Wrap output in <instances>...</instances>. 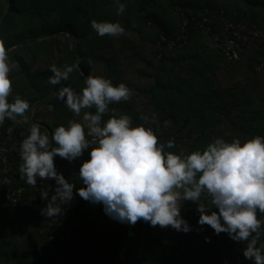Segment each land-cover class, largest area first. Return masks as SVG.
<instances>
[{"label":"clouds","instance_id":"9594fccd","mask_svg":"<svg viewBox=\"0 0 264 264\" xmlns=\"http://www.w3.org/2000/svg\"><path fill=\"white\" fill-rule=\"evenodd\" d=\"M113 2L117 15L122 14L126 3ZM90 27L100 37L125 32L119 22L93 19ZM73 67L51 65L48 82L57 85L68 80ZM9 73L7 52L0 41V124L5 119L15 121L30 109L19 95L9 100ZM84 84L79 92L69 86L60 88L57 98L76 115L82 109L94 108V112H84L83 122L69 120L51 131L42 132L41 125L33 123L19 144L21 179L32 186L38 179H54L57 185L51 198L41 193L47 201L41 215H59L62 208L56 202L66 205L74 198L75 185L57 172L54 158L71 163L88 151V159L78 171L83 187L76 189V195L102 205L111 219L128 225L142 220L151 227L188 233L192 229L181 210L184 202H191L199 213L198 225H208L215 234L225 233L236 242L247 241L243 257L252 264H264V243L258 246L264 221L257 217L258 212L264 213V136L243 141L216 137L203 149L170 152L166 149L175 146L172 140L160 143L151 127L144 123L134 126L128 114L111 109L112 114L103 120L109 105L127 101L132 95L125 83L113 85L110 79L88 74ZM202 196L215 210L201 202Z\"/></svg>","mask_w":264,"mask_h":264},{"label":"trees","instance_id":"16d2710c","mask_svg":"<svg viewBox=\"0 0 264 264\" xmlns=\"http://www.w3.org/2000/svg\"><path fill=\"white\" fill-rule=\"evenodd\" d=\"M85 2L86 0H7L8 9L6 12L2 8V3H0V40H2V36L4 35H6L5 38L10 37L9 29H11L14 25V20L18 15H23L26 18L37 16L38 18L42 19V23L38 26V28L33 30L35 32L34 37H24L25 40H20V37L17 38L18 41L27 42L25 49H27L26 51L28 52H22L18 49V47L16 48L17 51L15 52V55H20L19 53H22L26 56H29L30 60L27 58L29 62L26 63V68L28 66L27 64L34 65L35 62L39 61L42 57H44L45 60L51 57L52 59L59 58V54H57L56 56V53L63 48L64 52L62 57L64 58L61 57V63L63 66L62 68H64L65 66H74L73 71L69 74L68 80L61 81L60 84L54 85L53 87L42 86L39 89H35L38 87L33 86L34 90H30L32 95V98L29 99L30 104H33L34 102L42 103L47 98L51 97L50 101L46 105V108L49 107V104L54 105L53 113L55 115V119H52V121L55 126H58V123H61L65 117L70 115L75 116L76 114L67 109L64 103L57 98V95H53L54 92H57L64 86H69L74 91L79 92L85 86L84 78L81 77L80 71L76 67L77 62H79V64L77 65H79L81 71L85 73L86 76L88 75L87 70H85L84 66L81 65V62L79 60L76 61V59L74 58V56H76L77 58V56L79 57L80 54H85L83 47H79V42H81L80 44H82L85 40H88L89 34L92 31V28L90 27L91 20L88 16V10L86 9ZM122 2H125L127 7L129 6L132 9L133 14L130 17V22L131 20L134 21L133 23L135 25H142V23L145 22L147 26L146 29L150 34H152L154 38L153 45L155 48L156 57L158 58L156 44L159 40V36L147 23H157L163 28L167 37H173L170 32L165 27H163V22L160 19L161 17L159 18L155 13L154 8L155 6H158L157 0H128V3L127 0H122ZM110 3L112 8L116 7L113 0H111ZM231 4H233V8L231 7L230 10H226L227 15H231L232 11L237 12L239 9L247 6L246 8H249V10L253 13L250 15L245 14V16L250 21L257 23L258 26L262 30H264V0H233ZM242 4L244 5V7L242 6ZM180 6H184L180 3V0H168L166 5L167 9L171 12H174L175 9ZM260 6L263 7L260 10L263 11L261 13L258 12ZM254 11L257 12L255 13ZM215 19L219 22L218 17L215 16ZM133 23H131V25H133ZM179 23L180 30L178 35H180L181 33L182 23L180 18ZM136 29L138 30V28ZM199 31L200 30L193 27L190 28L189 38L193 33L194 36L198 35ZM63 34H65L64 36L67 35L68 37L64 38V40L56 38ZM50 35L51 38L46 39L45 41H36L37 39H39V37H47ZM70 40L74 41V43L78 42L79 48L74 50V55L67 45H63V43L70 44ZM168 54H165L160 59H165ZM259 55V49H256V53L250 58L248 67L252 71H255V66L258 64ZM21 58L22 60H25L24 58L26 57L22 55ZM86 60L90 62L92 61V58L90 56H87ZM29 74L30 72L27 71L26 75L29 76ZM199 84L200 85L197 86L191 84V89L189 88L187 91L186 87H184V85L182 84L183 94L181 92L178 98H175L176 96L168 95V98L164 100L163 103H160V106H163L162 109L157 106V103L154 105L156 107H154L153 109L154 112L161 115H157V117L160 118L159 123H162L164 122V120H167L169 118H172L174 120V124H176V126L175 130L171 132V135L176 138V141H174V143L178 140V134L182 136L185 135L183 131L185 130L186 126L183 125H187L192 118L198 119V126L200 127L199 134H202V136L200 135V139L196 142H192L189 145V149L184 150L185 153L191 152L196 149H203L205 145L214 138L213 133L217 126L215 125V123L216 121H220L222 116H225V121L228 122L232 127L238 129L243 134L245 133L247 135H250L249 138L255 135L264 136V107L256 109L250 107L244 108L252 103V93L255 90L254 85L252 86V84H250L244 86L241 84H237L235 87L237 88V91H235L234 89H228L226 91L223 90L222 92L215 90V88L213 87V91L211 94L209 92L210 88H206L208 90L201 89V91H199L201 87L206 86V82ZM172 101L175 103H172ZM123 103L126 106V103ZM46 108L40 109V111H45ZM87 111L94 112V108L82 109L80 113L82 117L84 112ZM71 116L70 118H72ZM108 118L109 116H107V114H104L103 120L106 121ZM6 120L10 123L14 122L12 120ZM182 127L183 130L181 131L180 129L179 133L175 134V132H178V129ZM42 130L43 129L41 128V131ZM28 134L29 130L23 138L19 139V143ZM171 149L175 151V153L181 152V150L177 148V145H175ZM18 157L20 158L19 155ZM87 159L88 156L84 158V160ZM78 171L79 170H75L73 173L78 175ZM78 183L80 185L82 184L80 178H78ZM0 205L2 208V214L4 215L6 213V215H4L3 217L4 220L7 221L9 225L21 228V233H19L22 237L21 248L23 252L27 254V257L23 256V252L20 251L23 255L19 256L20 258H17L14 253V249H12V247H9V245L7 246L2 243V264H8L11 259L15 260L17 264H91L92 262H97L99 264H128L125 258L126 252L124 251L127 247L128 241L127 236L123 233L125 228L122 223H117L121 226H118L119 229L118 227L113 226L109 222V220L111 219L109 216H106V218L95 216L96 214L104 213L103 206L100 204H91L90 202L84 200L79 208V212L85 218L87 223L92 224L96 231L106 236L108 240L106 243L92 251L86 250L83 243H77L75 244L77 250V254L75 255L59 252L55 250L53 246L49 245L44 234L41 232V225L39 223L40 215L32 213L30 211H19L14 209L3 199L1 190ZM89 206L90 208H88ZM188 218L191 217L189 216ZM9 227L8 229H10ZM120 228L122 229V231H120ZM155 242L156 246L151 247L157 248L158 240H156ZM240 242L244 245H247V241ZM5 247H7V249H5L6 251H4ZM176 251L179 252L180 250L177 249ZM154 252L155 251L153 249L148 250L142 264H165L164 262H168L169 264H179V259H181L182 261V258L180 257L182 255L181 253L177 255L173 261H162L159 258L157 260L155 259L154 261ZM119 257L121 259H119ZM90 261L92 262L90 263ZM141 261H138L137 264H140ZM186 263L190 264L188 261L184 264Z\"/></svg>","mask_w":264,"mask_h":264},{"label":"rangeland","instance_id":"374dc122","mask_svg":"<svg viewBox=\"0 0 264 264\" xmlns=\"http://www.w3.org/2000/svg\"><path fill=\"white\" fill-rule=\"evenodd\" d=\"M181 1L183 2V0ZM222 1L231 3L233 0L230 1L222 0ZM110 2L111 0H86L85 6L86 9L88 10V16L90 20L95 19L97 21L119 22L125 29L124 34L116 37H110L107 35L100 37L92 29L91 33L89 34L88 40H85L82 43L83 45L80 44L81 42H79V47L81 48L83 47V50L85 51L84 53L90 56L92 59L96 57L95 56L96 54L99 61L101 59H106V58L112 59V57L113 59H115L116 56L120 57V55L126 54V56L130 58V60L134 59L136 68L139 67L140 62L148 61L147 58L149 57L150 58L153 57V59L157 58L155 53V48L153 45L154 38L152 34H150L146 29L147 26L145 22L142 23V25H135L133 23L134 21L132 20L130 22V17L133 13H132V9L129 6L127 7V5L125 11L122 14L117 15L116 9H114L116 7L112 8ZM157 2H158V6H155L154 10L157 16L159 18L161 17L160 19L163 22V27H165L168 31H169L168 29L169 27L171 32L174 29L178 30L180 26L179 17H177L173 11L170 13L169 10L167 9L166 5L168 0H157ZM0 3H2V8L6 12L8 9L7 0H1ZM242 6L244 7L243 4ZM231 7L233 8V4H231ZM246 7L241 8L237 11V15L239 17H246L245 14L250 15L253 13L249 10V8L247 9ZM262 8L263 7L260 6L258 11L259 13L264 11V10L260 11ZM226 10H230V6L226 7ZM41 23H42V19L38 18L37 16H33L32 18H26L23 15L21 16L18 15L17 18L14 20V25L12 26L11 29H9L10 37L5 38L6 35H4L2 36V40H0L3 42V45L7 52L8 63L10 67L9 75L12 81V93L10 94L9 100L11 101L13 97L19 95L21 98L28 101L30 105V109L33 106L31 105L32 103L30 104V100H29L30 98H32L31 91L34 90L33 86L38 87L35 89H39L42 86H47V85L48 87H53L54 85L48 82L49 77L52 75L50 71V66L59 65L57 67L63 69L61 62H62V58H64L62 57L64 48L56 53V56L57 54H59L60 56L59 58L52 59L51 57L45 60V58L42 57L39 61H36L34 65L27 64L28 65L27 68L25 67V65L30 60L29 56H26L25 54L22 53H19L20 55L17 54L15 55V52L17 51L16 50L17 47L22 52L27 50L25 49L27 42L18 41L17 38L20 37V40L21 39L25 40L24 37L26 38L34 37L35 32L33 30L38 28V26ZM131 23H133V25H131ZM152 24H157V23L152 22ZM136 28H138V30ZM133 29L136 31H134ZM64 35L65 34L58 36L56 38L64 40V38L68 37L67 35L66 36ZM198 35H202L203 37L207 38L208 41H210L209 37L206 36L204 33L199 31ZM49 38H51V35L47 37L45 36L39 37V39H37L36 41L38 42L45 41L46 39ZM69 43L70 44L63 43V45H67L69 49L72 51V54L74 55L75 52L74 50L79 48L78 42L74 43V41L70 40ZM210 44L212 47H214L212 42H210ZM214 49L216 48L214 47ZM22 55L26 57L24 58L25 60H22L21 58ZM77 60L78 59H76V61ZM120 61L122 63L125 62L124 64H126L127 62L125 61V59L123 60L121 59ZM77 64H79V62H77ZM124 69H125V65H124ZM27 71L30 72L29 76L26 75ZM177 78L179 77L178 76L175 77V79ZM200 81H195V82L199 84ZM155 85L157 86V81L155 82ZM156 89H157L156 87H153L152 95H154V98L157 96L156 95L157 92L156 91L154 92V90ZM199 91H201V89ZM155 100L157 103L158 99ZM125 103H131L128 106L129 108H125V109L118 108V109H120L121 111L124 110L126 112H129L132 121L134 120L133 121L134 126L137 124L144 123L145 127H151L155 132V134L157 135L158 141L160 143H166L169 140H172L173 142L176 141L175 140L176 138H174L171 135L172 134L171 132L175 130V126H176L172 118H169L167 120H164V122L159 123L160 118L157 117V113L152 110V106L150 104L148 105L147 102L145 104H141V102H139L138 105L137 102L134 103L132 101ZM132 103H134L135 108L133 107ZM160 103H162V101H160ZM172 103L175 102L172 101ZM258 103L260 104V101H258ZM41 105H43V102L37 104V107ZM49 105L50 106L46 108L45 111L41 110L38 113H36V116L34 118V121L35 120L41 121L40 123H42L46 127H48L47 126L48 122L51 123V125H54L52 119H55V115L53 113L54 105L53 104H49ZM38 110L39 109H36V111ZM70 116L65 117L61 123L67 124V122L72 119L78 122H83L81 114L79 116L78 115L71 116L72 118H70ZM192 119L193 121H190L188 123L189 125L188 124L183 125L186 126L185 130L183 131L185 135L182 136L178 134L180 129L181 131L183 130V127L179 128L178 132H175V134H178V140L174 144L177 145V148L180 149L181 151L188 150L189 145L192 142L194 141L196 142L197 140H199L200 135L202 136V134H199L200 127L198 126V119L195 120L194 118ZM61 123L58 124L61 125ZM215 125H217L218 127L216 126V129L214 130L213 133L214 138L220 137L225 139L226 141L227 140L231 141L233 137H237L242 140L250 137V135H247L245 133L243 134L238 129H235L228 122H226L225 116H222L220 121H216ZM166 150L175 153V151H173L172 149H166ZM83 156L87 157L88 151H85L82 157H80L78 160L71 162V164L75 166L73 168L77 169L76 167H80V164L85 158ZM54 164L56 168H61V169H67L72 167V165H70V163L67 160L62 159L58 156L54 158ZM201 202L207 204L210 210H215L214 207L208 202V199L206 197L202 196ZM1 205H0V264H2V243H4V245L7 246L9 245V247H12V249H14V253L17 258H20L19 256H22L23 254H24L23 256L27 257V254L24 253L21 248L22 237L19 234L21 233V228H17L16 226L9 225L7 221L4 220L3 217L4 215H6V213L4 215L2 214ZM88 208H90V206ZM95 216L106 218L107 215L105 213H100V214H96ZM181 216L189 223L192 229L188 233L177 232L176 230L171 228L162 229L159 226L151 227L148 223L142 220L137 221L135 225H128L126 223H122L125 228L123 233L127 236V240H128L127 247L124 250L126 252L125 258L127 263L137 264L138 261L142 260L140 263L142 264L143 259L147 255V251L153 249L155 251L153 253L154 257L152 256L154 261L155 259L157 260L158 258L161 259L162 261H173L175 257L181 253L182 255L180 257L182 258V261L181 259H179L178 261V263L180 262L179 264H184L187 261L190 264H210V263L252 264V261L245 259L242 254V251L246 247V245L242 244L241 242H236L231 240L225 233L215 234L214 230L211 229L210 226L208 225H204V226L198 225L197 221L199 218V213L196 211V206L193 203L184 202L181 210ZM189 216L191 218H188ZM257 217L261 221H264V213L258 212ZM109 222L113 226L121 227L120 225L117 224L120 222H117L116 220L110 219ZM8 227L10 229H8ZM120 231H122L121 228ZM259 231L261 235L258 240V246L259 244L264 243V223H262ZM156 240H158L157 248L151 247V246H156V242H155ZM5 249H7V247L4 248V251H6ZM177 249H179L180 251L177 252L176 251ZM20 251L23 252V254H21ZM119 259L121 258L119 257ZM91 262L92 261H90V263ZM164 263L169 264L168 262H164ZM8 264H17V262L11 259V261H9ZM91 264H99V263L92 262Z\"/></svg>","mask_w":264,"mask_h":264},{"label":"built area","instance_id":"2783aa9c","mask_svg":"<svg viewBox=\"0 0 264 264\" xmlns=\"http://www.w3.org/2000/svg\"><path fill=\"white\" fill-rule=\"evenodd\" d=\"M176 13L182 23L181 33L177 38L167 37L160 25L148 23L159 36L156 44L159 58L184 47L189 39L190 28L193 27L209 37L216 50L228 63L241 61L247 49L253 43H257L260 55L255 71L264 70V31L257 23L249 21L247 17H239L237 13L228 16L225 11L219 12L218 22L214 18L218 12L209 7L204 9L202 17H189L181 7H177ZM29 129L27 123L20 120L10 123L5 119L4 123L0 124V190L3 199L16 210L40 215L41 232L47 243L59 252L76 254L77 243H83L85 249L89 251L100 247L108 239L96 231L92 224L87 223L80 214L79 208L84 200L76 195V189L83 187V183L81 185L78 183L79 177L73 173L72 168H56V170L63 174L69 183L75 185L73 200L66 205L57 201L56 203L62 208L57 216L41 215L40 209L47 203L41 198V193L51 198L57 185L54 179H38L35 186L28 185L24 179H21L19 139L23 138Z\"/></svg>","mask_w":264,"mask_h":264},{"label":"crops","instance_id":"0c3cea01","mask_svg":"<svg viewBox=\"0 0 264 264\" xmlns=\"http://www.w3.org/2000/svg\"><path fill=\"white\" fill-rule=\"evenodd\" d=\"M180 3L184 5L180 6L181 9L185 10L189 17H202L204 9L209 6H212L209 8H213L218 12L216 17L219 16L220 11H225L226 13V7L230 6L231 8V3L223 2L222 0H183V2L180 0ZM176 9L174 13L179 17L176 13ZM169 12L171 13V11ZM235 13L237 12L232 11L231 15ZM168 29L173 38L179 36V28L178 30H172V32L169 27ZM210 42L211 41H208L207 38L202 35L194 36L193 33L184 47L174 53L168 54L164 60L159 57L154 58L156 60H154L153 57H149L147 58L148 61L140 62L138 68H136L134 59L130 60L126 54H122L120 57L116 56L115 59L112 57L113 60L106 58L101 59L100 61L95 54V59H92L93 61L90 62L86 60L88 56L87 54H80L78 58H76V56H74V58L80 60L81 65L84 66L85 70H87L88 73L90 72L89 74L110 79L113 85L123 82L132 90V95L127 101H121L109 105V112L105 113L107 116L112 114L111 109H115L117 113L128 114L130 116L129 112L118 109L129 108L128 106L131 103H126L125 106L123 102H137V105L139 102H141V104L147 102L148 105L150 104L152 106L153 110L154 107H156L154 106L156 103L155 99H158L157 106L162 109L163 106H160V101L163 103L164 100L168 98V95L176 96L175 98H178L183 91L182 84L186 87L187 91L189 88L191 89V84L195 86L200 85L195 82L200 80V83L206 82V86L201 87L200 89L208 90L210 88L209 92L211 94L213 87L215 90L221 92L228 89H234L237 91V88H235L237 84L244 86L252 84V86H255V90L252 93V103L244 108L250 107L255 109L264 107V71H252L248 67L250 58L256 53V49L258 48L257 43H253L247 49L241 61L228 63L218 51V53L216 52V49L211 46ZM121 59H125V61H127L126 64H124L125 62L122 63L120 61ZM76 67L80 71L81 77L85 78L86 75L81 71L79 65L76 64ZM177 76L180 79H175ZM156 81L157 86L155 85ZM153 87L157 88L154 90V92H157L155 98L154 95H152ZM56 93L57 92H54L53 95H56ZM50 99L51 97L47 98L43 102V105L39 107H37V104L39 103L34 102V104H31L33 105L32 108L26 112L23 117L18 116L16 120L26 122L28 128H30V125L33 123H37L41 125L43 130L47 129L51 131V129L56 127L55 125H51V123L48 122V127H46L40 123L41 121H34L36 113H38L40 109H45ZM258 101H260V104ZM134 103H132V105L135 108ZM36 109L39 110L36 111ZM157 115L161 116L158 113ZM191 121H193V119ZM70 165H72L71 168L74 171L79 170V167H76L77 169H75L73 168L75 167L73 164L70 163Z\"/></svg>","mask_w":264,"mask_h":264}]
</instances>
